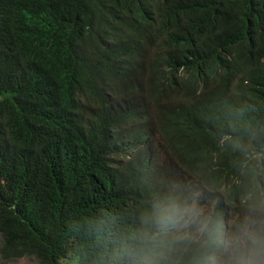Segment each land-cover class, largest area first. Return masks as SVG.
I'll use <instances>...</instances> for the list:
<instances>
[{"label":"trees","instance_id":"obj_1","mask_svg":"<svg viewBox=\"0 0 264 264\" xmlns=\"http://www.w3.org/2000/svg\"><path fill=\"white\" fill-rule=\"evenodd\" d=\"M240 208L264 214V0H0L5 260L260 263Z\"/></svg>","mask_w":264,"mask_h":264},{"label":"rangeland","instance_id":"obj_2","mask_svg":"<svg viewBox=\"0 0 264 264\" xmlns=\"http://www.w3.org/2000/svg\"><path fill=\"white\" fill-rule=\"evenodd\" d=\"M200 205L201 206H199L197 202H194V204L192 206L194 209H196L195 213L197 215H200L203 212H208L210 214V209H211L209 207L210 204L206 205V204H201L200 203ZM237 214H239V215L243 214L248 219H253L252 222H251L252 224L256 223L258 221L261 222V221L264 220V214L259 213V212L245 211L242 208H240L237 211ZM184 223H185L186 227L183 229L182 234H187L186 233L187 231H189V232L191 231V227H192V225L194 223V220H193V218H187ZM250 228H251L250 225H245V226H241L239 228H236V229L232 230V234L233 235L230 234V232H226L227 241L230 242L232 239H235L234 242H238V240H241L247 245L248 240L245 241V237L247 238V232L250 230ZM1 244H2V240H1V235H0V264H39L38 261L34 257H24V258L15 259V260H12V261L5 260L3 258V256H2V254H1V247H2ZM230 247H231L232 250H231L230 255L228 257H229V259H232L231 254L234 251L233 243L230 244ZM249 250H250L249 247H245L244 245H241L236 250V253L239 256H245V254H247L248 253L247 251H249ZM237 260H239V259H237ZM252 260H253V258H250V263H251ZM70 264H73V263H70ZM262 264H264V261L262 262Z\"/></svg>","mask_w":264,"mask_h":264},{"label":"clouds","instance_id":"obj_3","mask_svg":"<svg viewBox=\"0 0 264 264\" xmlns=\"http://www.w3.org/2000/svg\"><path fill=\"white\" fill-rule=\"evenodd\" d=\"M122 253L123 255L128 257L129 264H137L136 259H135V254L131 249H122ZM249 255H250V252L246 254V256H249ZM257 261H258L257 258H253L250 264H262L263 262L262 261L260 263H257Z\"/></svg>","mask_w":264,"mask_h":264},{"label":"bare ground","instance_id":"obj_4","mask_svg":"<svg viewBox=\"0 0 264 264\" xmlns=\"http://www.w3.org/2000/svg\"><path fill=\"white\" fill-rule=\"evenodd\" d=\"M247 228V227H246Z\"/></svg>","mask_w":264,"mask_h":264}]
</instances>
